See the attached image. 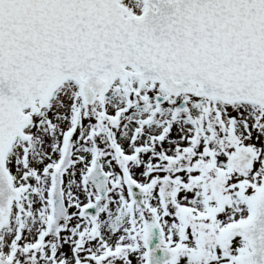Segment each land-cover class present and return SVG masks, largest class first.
Segmentation results:
<instances>
[{
	"label": "snow or ice",
	"instance_id": "obj_1",
	"mask_svg": "<svg viewBox=\"0 0 264 264\" xmlns=\"http://www.w3.org/2000/svg\"><path fill=\"white\" fill-rule=\"evenodd\" d=\"M0 264H264V0H0Z\"/></svg>",
	"mask_w": 264,
	"mask_h": 264
}]
</instances>
